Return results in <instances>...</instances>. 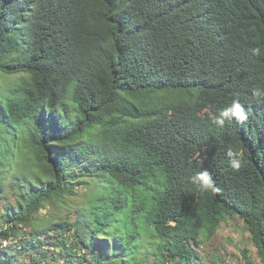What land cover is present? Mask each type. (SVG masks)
Segmentation results:
<instances>
[{
    "label": "trees",
    "instance_id": "trees-1",
    "mask_svg": "<svg viewBox=\"0 0 264 264\" xmlns=\"http://www.w3.org/2000/svg\"><path fill=\"white\" fill-rule=\"evenodd\" d=\"M0 74L20 77L0 85V241L72 231L64 264H193L231 216L264 264V0H0ZM234 100L244 119L216 124ZM81 191L75 221L38 228Z\"/></svg>",
    "mask_w": 264,
    "mask_h": 264
},
{
    "label": "rangeland",
    "instance_id": "rangeland-1",
    "mask_svg": "<svg viewBox=\"0 0 264 264\" xmlns=\"http://www.w3.org/2000/svg\"><path fill=\"white\" fill-rule=\"evenodd\" d=\"M19 76H5L0 74V85H12L18 81ZM80 198L72 200L69 209H62L58 206H47L41 210L38 222V228L44 227L50 223H56L58 220L75 221L77 211L85 204V191L78 193ZM15 198L13 196L0 199V215L3 208L11 205ZM23 235L10 242L2 250L8 251L12 255L13 264H64L66 252L74 245L73 239L69 232L65 236V244L61 240L52 239V243L48 242V238L44 235L39 236L41 246L36 249L22 246L24 241L31 243L30 236L32 227L22 229ZM51 237H54L51 235ZM2 242V241H1ZM197 259L193 264H261L257 250L253 246L250 235L243 222L238 217L226 216L225 221L221 224L220 229L215 236L207 242L199 245L194 249ZM82 252V251H80ZM45 256L41 258V254ZM147 264H153L152 257L146 258ZM75 264H80L77 260ZM88 264V263H85ZM168 264H176L169 261Z\"/></svg>",
    "mask_w": 264,
    "mask_h": 264
},
{
    "label": "clouds",
    "instance_id": "clouds-1",
    "mask_svg": "<svg viewBox=\"0 0 264 264\" xmlns=\"http://www.w3.org/2000/svg\"><path fill=\"white\" fill-rule=\"evenodd\" d=\"M260 48H253L251 53L253 56L260 55ZM253 94L256 97H264V91L260 88L254 89ZM233 117H238L239 119H244V112L241 104L234 100L230 106L225 107L219 112L218 116H214V122L218 125H223L226 119H232ZM229 156L232 155L231 151L228 153ZM230 166L238 170L240 168L239 160H230ZM192 184L196 185L201 192H211V193H219L221 189L216 186V182L213 179L211 173L207 170H202L200 172L195 173L190 177Z\"/></svg>",
    "mask_w": 264,
    "mask_h": 264
},
{
    "label": "built area",
    "instance_id": "built-area-1",
    "mask_svg": "<svg viewBox=\"0 0 264 264\" xmlns=\"http://www.w3.org/2000/svg\"><path fill=\"white\" fill-rule=\"evenodd\" d=\"M7 246V242L6 241H0V248L3 249Z\"/></svg>",
    "mask_w": 264,
    "mask_h": 264
}]
</instances>
